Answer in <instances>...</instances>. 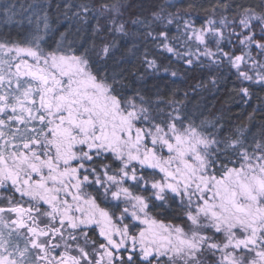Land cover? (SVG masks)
I'll return each mask as SVG.
<instances>
[{
	"label": "snow or ice",
	"instance_id": "6c2138e0",
	"mask_svg": "<svg viewBox=\"0 0 264 264\" xmlns=\"http://www.w3.org/2000/svg\"><path fill=\"white\" fill-rule=\"evenodd\" d=\"M0 264H264V0H0Z\"/></svg>",
	"mask_w": 264,
	"mask_h": 264
},
{
	"label": "trees",
	"instance_id": "16d2710c",
	"mask_svg": "<svg viewBox=\"0 0 264 264\" xmlns=\"http://www.w3.org/2000/svg\"><path fill=\"white\" fill-rule=\"evenodd\" d=\"M183 87V86H181ZM221 95H223V93H221ZM207 98L210 100L211 104H215L216 108H220L221 107V101L219 100H212L211 96H209L208 94H206ZM226 99V98H225ZM253 106H255V101L252 102ZM223 107L225 109H231V111H226L224 113L226 118H229L232 120L233 123H237L240 120H243L246 115L247 112L250 111V108L246 105H242L241 103L237 101H228L227 103L223 104Z\"/></svg>",
	"mask_w": 264,
	"mask_h": 264
}]
</instances>
